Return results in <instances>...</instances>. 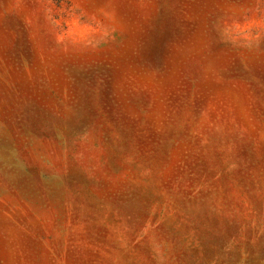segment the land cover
<instances>
[{
  "label": "rangeland",
  "instance_id": "374dc122",
  "mask_svg": "<svg viewBox=\"0 0 264 264\" xmlns=\"http://www.w3.org/2000/svg\"><path fill=\"white\" fill-rule=\"evenodd\" d=\"M0 264H264V0H0Z\"/></svg>",
  "mask_w": 264,
  "mask_h": 264
}]
</instances>
